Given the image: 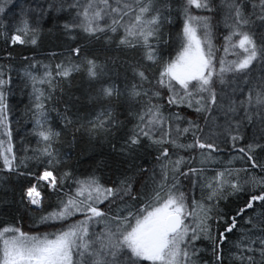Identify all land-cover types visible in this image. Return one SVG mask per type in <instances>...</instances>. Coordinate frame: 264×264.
I'll return each mask as SVG.
<instances>
[{
  "label": "snow or ice",
  "instance_id": "snow-or-ice-1",
  "mask_svg": "<svg viewBox=\"0 0 264 264\" xmlns=\"http://www.w3.org/2000/svg\"><path fill=\"white\" fill-rule=\"evenodd\" d=\"M0 264H264V0H0Z\"/></svg>",
  "mask_w": 264,
  "mask_h": 264
},
{
  "label": "trees",
  "instance_id": "trees-1",
  "mask_svg": "<svg viewBox=\"0 0 264 264\" xmlns=\"http://www.w3.org/2000/svg\"><path fill=\"white\" fill-rule=\"evenodd\" d=\"M15 2L18 4H23L24 0H15ZM56 44H57V40H56L55 35L47 34V33L43 35L41 37L39 49L36 52L37 59H43L45 60V62H47L46 53L50 50H55ZM15 52L18 54L30 56L33 53V49L31 47H19L18 46L15 48ZM16 66L17 67L22 66L19 63V55H17ZM27 91L28 89H25V95H20L19 91L17 90V95L14 97H10V103L15 106V111L13 113L12 119L15 120L16 118H20V122H21L19 135L15 131L16 125L13 124V128H14L13 140H14V143L17 145V147H19L20 135H25L26 142H31V146H35V138L26 134L27 130L31 128V122L29 121L28 123H25L26 118L22 117L21 115L22 110L24 109L25 105L28 103V96L26 95ZM98 153H99V150L93 153L92 155L94 156V155H97ZM78 159H79V164L77 166L79 167L80 171H84V166L90 161V157L86 155V156L78 157Z\"/></svg>",
  "mask_w": 264,
  "mask_h": 264
}]
</instances>
